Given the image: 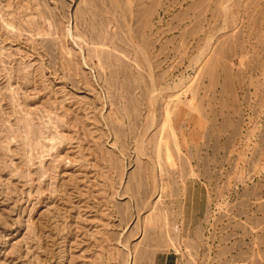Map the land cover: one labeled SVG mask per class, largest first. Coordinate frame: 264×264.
<instances>
[{
    "label": "rangeland",
    "instance_id": "rangeland-1",
    "mask_svg": "<svg viewBox=\"0 0 264 264\" xmlns=\"http://www.w3.org/2000/svg\"><path fill=\"white\" fill-rule=\"evenodd\" d=\"M264 264V0H0V264Z\"/></svg>",
    "mask_w": 264,
    "mask_h": 264
},
{
    "label": "crops",
    "instance_id": "crops-1",
    "mask_svg": "<svg viewBox=\"0 0 264 264\" xmlns=\"http://www.w3.org/2000/svg\"><path fill=\"white\" fill-rule=\"evenodd\" d=\"M178 258L175 253L160 252L155 255L153 264H177Z\"/></svg>",
    "mask_w": 264,
    "mask_h": 264
}]
</instances>
